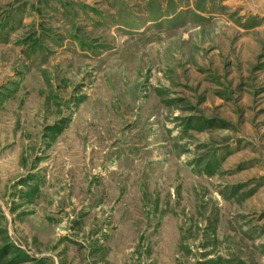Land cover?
I'll return each mask as SVG.
<instances>
[{
  "label": "rangeland",
  "instance_id": "obj_1",
  "mask_svg": "<svg viewBox=\"0 0 264 264\" xmlns=\"http://www.w3.org/2000/svg\"><path fill=\"white\" fill-rule=\"evenodd\" d=\"M0 264H264V0H0Z\"/></svg>",
  "mask_w": 264,
  "mask_h": 264
}]
</instances>
